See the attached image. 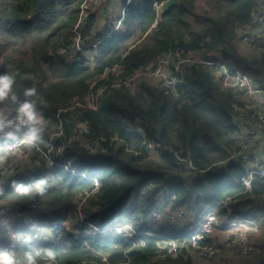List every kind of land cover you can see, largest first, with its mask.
Returning <instances> with one entry per match:
<instances>
[{
  "label": "trees",
  "instance_id": "trees-1",
  "mask_svg": "<svg viewBox=\"0 0 264 264\" xmlns=\"http://www.w3.org/2000/svg\"><path fill=\"white\" fill-rule=\"evenodd\" d=\"M73 1L10 0L2 7L1 40L8 46H24L23 54L28 57L16 67L20 72L12 70L16 74L15 91L22 95L25 87L36 86L38 97L33 99L50 122L46 139L52 145L51 150L41 149L54 157L63 148L64 162L75 170L73 174L59 167H41L16 173L7 180L29 183L50 173L54 181H50L44 199L18 198L8 188L5 202L23 216H29L30 207L35 206L44 212L41 221L52 217L63 224L76 220L74 202L89 194L82 209L84 220L101 227L113 219L130 218L138 231L142 223L145 232L168 234L182 242L190 237L189 232L155 228L144 211L151 195L163 185L170 184L160 207L171 210L185 206L194 217L204 216L202 204L209 199L210 211L216 208L225 212L223 203L227 199L264 195L257 177L245 190L242 168L234 163L220 167L240 149L239 129L231 116L242 103L231 91L218 86L212 71L200 62L212 50L221 48L226 61L250 73L264 89L263 63L248 61L234 45L239 37L237 28L253 24L251 13L260 0H207L209 9L202 13L197 12L195 0H178L164 12L161 6L166 0H121L123 31L107 29L98 36L100 40L92 49L96 52L93 65L83 57L79 61L65 59L70 55L77 15L72 13L65 22L56 20L61 9H67ZM93 21L94 17L89 18L80 39L89 33ZM145 40L146 44H138ZM176 50L183 56H200L197 54L194 64L182 65L175 93L146 79L131 90L111 87L112 75L101 78L113 66L120 67V78L129 77ZM4 71L0 69V73ZM48 74L56 79L46 83ZM94 81L97 83L90 87ZM104 85L108 89L97 97ZM40 97L46 106L39 104ZM90 97L98 98L96 109L88 107ZM80 125H84L82 132H78ZM151 147L157 159L150 158ZM185 157L199 170H208L207 175L179 176V158ZM7 238H0V243ZM142 240L143 244L129 245L111 236L79 239L63 228L60 237L25 245L16 252L19 259L24 251L52 249L58 264H193L186 249L170 256L161 250L157 238L145 235ZM256 248L258 252L257 243Z\"/></svg>",
  "mask_w": 264,
  "mask_h": 264
},
{
  "label": "built area",
  "instance_id": "built-area-1",
  "mask_svg": "<svg viewBox=\"0 0 264 264\" xmlns=\"http://www.w3.org/2000/svg\"><path fill=\"white\" fill-rule=\"evenodd\" d=\"M252 22L254 24H260L264 26V0H260L256 10L251 13ZM262 38L264 40V29L261 35H252L251 33H241L239 37L235 40L234 45L238 49H255L258 43V39ZM223 45L222 48H225ZM198 54V53H197ZM196 53H188L183 56V52L176 50L174 53H165L161 55L156 61L146 66L145 69L136 72L135 74L120 78V67L113 66L109 69L101 78H106L109 75L114 77L113 88H126L135 89L137 83L141 79H146L151 81L152 84L162 87L164 90L170 93H175L177 85L180 82L178 74L182 71L183 64H194L197 62L198 57ZM199 55V54H198ZM203 66L210 69L213 73L214 80L217 85L223 90L231 91L235 97L240 98L244 96L246 101L251 97L260 94L261 105L260 108L251 110L257 119V129L252 132L243 131L240 123L237 122V114H233L231 119L233 123L239 129L240 138V149L232 153L228 159L221 163L220 167L224 168L228 164L234 163L243 169L244 175L241 177V182L245 190L251 188L253 178L257 177L261 180L264 186V141H260L261 138L264 140V89L259 87V85L254 81L252 75L248 72H242L239 70L231 61H226L221 48L217 50H212L208 53L207 58L200 61ZM154 68V74L159 75L163 72L162 78L155 80L150 78L147 74L149 69ZM156 72V73H155ZM97 81L91 83L90 87L94 86ZM108 89V85L102 86L98 92L97 97L104 91ZM97 97H90L88 101V107L91 109H96ZM245 101V103H246ZM241 107V106H240ZM239 110V107H237ZM84 131V125L79 126L78 132ZM257 140V142H255ZM86 151H90L88 145L84 146ZM32 155H29V149L26 146H19L9 150V154L14 156L19 154L21 157H30L35 163L36 160L39 163H35L39 168L44 167L45 169H52L54 167L63 168L68 172L75 174V170L71 167V164L65 163L63 160L64 152L63 148L56 151L55 156L52 157L50 152H44L41 150L37 151L32 149ZM59 154V156H58ZM20 157V161H21ZM57 159V160H56ZM49 160L52 161V166L49 167ZM25 167L24 163L20 166L8 167L4 176V180H7L16 173H22V170H27V173L33 172V168L30 166ZM208 173V170H199L196 168L189 160L188 157L179 158L178 163V174L181 177H204ZM170 184L163 185L154 194L151 195L150 199L147 201L144 211L148 213L147 218L153 221V226L155 228L162 229V227L172 228L174 231L178 232H189L190 237L182 242L171 238L167 235H153L152 233L145 232L143 224H141L140 230L138 231L133 227V221L130 219H113L107 221L101 227L94 223L84 220L82 209L86 205V200L89 194L81 195L75 200V210H76V220L68 221L60 224L58 221L54 220L52 217L48 218V222L42 224L40 221L41 215L44 213L37 209L35 206H31L29 210V216H23L19 212L18 208L10 206L5 202L6 205L13 208L12 215L15 217L14 222L11 224L12 232H26L31 231L33 233V242L40 240L49 241L51 238H58L61 236V230L64 228L70 233L74 234L76 238H82L89 235H101V236H111L115 239H120L127 244H143L142 236H150L158 239V245H161V250L165 251L166 254L170 256L179 255L184 249H186L187 254L191 257V254L195 258H199L204 262H210L215 254L217 253L220 245L214 237V233L217 229H221L223 232H228L231 229L234 232H228L227 238L222 241V246L226 250L230 257H239L247 259L250 255L257 253L256 241L249 230L256 231L257 226L254 219H242L241 217L235 215L230 204L235 202L234 199H227L223 203V208L227 216L229 217L230 224L227 227H223L220 224L219 216L216 211L205 212L202 220H195L193 222L189 219L191 217L185 206L177 207L175 209L161 208L163 202V196H165L169 191ZM149 189L148 187L145 188ZM193 217V216H192ZM192 223H191V222ZM82 224V225H81ZM154 229V228H153ZM8 237L6 241L0 243V247H10L15 244V251L25 245L19 243L17 240L12 239L10 232L7 234H2L0 238ZM221 248V247H220ZM162 255L163 253L160 252Z\"/></svg>",
  "mask_w": 264,
  "mask_h": 264
},
{
  "label": "clouds",
  "instance_id": "clouds-1",
  "mask_svg": "<svg viewBox=\"0 0 264 264\" xmlns=\"http://www.w3.org/2000/svg\"><path fill=\"white\" fill-rule=\"evenodd\" d=\"M15 85L16 74L9 65L6 71L0 73V229L4 230V234L10 232L12 239L19 243L31 245L34 239L31 231H11L15 217L12 215L13 208L5 204L6 189L10 188L12 195L18 198L44 199L54 177L49 173L29 183L15 178L6 181L2 177L8 167L21 165L18 157L9 154L10 149L23 145L29 149V155L33 154L32 149L51 150L52 145L46 139L50 122L38 107L37 100L33 99L38 97L36 86L25 87L21 95L15 91ZM39 104L46 106V101L40 97ZM51 166L52 161L49 160ZM15 247V244L0 247V264H41V261L43 264H58L57 254L52 249L24 251L23 257L18 259Z\"/></svg>",
  "mask_w": 264,
  "mask_h": 264
},
{
  "label": "rangeland",
  "instance_id": "rangeland-1",
  "mask_svg": "<svg viewBox=\"0 0 264 264\" xmlns=\"http://www.w3.org/2000/svg\"><path fill=\"white\" fill-rule=\"evenodd\" d=\"M10 0H0V16L3 14L2 7L8 3ZM122 2L121 0H74L72 4L67 9H61V13L57 16L56 22H65L69 18H71L73 15L72 13H75L77 15V18L75 20V28L73 30V42L69 47L70 55H68L65 59L66 61H72L76 60L79 61V57H83L87 64L92 65L94 57L96 56V52H94L92 49L96 47L97 43L99 42L98 36L102 34L105 29L111 28V27H117L119 18L123 16L122 14ZM195 7L198 13H202L204 10L209 9L207 6V0H195ZM94 17V21L91 25V30L86 35L84 39H80V32L83 31L86 26L88 25L89 18ZM55 22V23H56ZM113 25V26H110ZM122 30L120 27L113 29V30ZM148 41H140L138 44L144 45ZM136 43V44H137ZM13 47H16L17 49H13ZM12 47V43L8 45L5 44L4 40H1L0 38V69H6L9 65H11V70L19 71L16 69L18 64L21 62L25 63L28 61V57H25L23 52L26 50V48L20 44H16ZM148 71V76L150 78H153L155 80H158L159 78H162V75H165L163 72H166L165 69H163V72L159 75L156 73L154 74V68H151ZM20 72V71H19ZM54 76L48 74L47 78H45V82L48 83L50 81H53ZM239 100L243 101L245 103L246 98L244 96H240L238 98ZM155 155L154 153L152 154ZM59 156V154H58ZM13 157H18L20 159V155L17 153ZM22 164L24 163V166L27 167L31 165L32 159L30 157H21ZM35 163H33L30 168H33ZM36 166V165H35ZM39 167H34V171L38 169ZM48 169V168H47ZM22 173H27V170H22ZM212 200L209 199V201L202 204L203 208L206 209V211L209 210V206L211 205ZM201 207L199 206V209ZM196 209L197 211L199 210ZM196 211V212H197ZM189 214H193V211H189ZM191 218H195L194 216ZM190 218V219H191ZM200 220H202V216H198ZM130 221V218H125ZM41 221V220H40ZM48 222V219L44 222H41L42 224H46ZM258 233V232H257ZM3 231L0 230V236H2ZM227 238V237H226ZM225 238V239H226ZM223 241V240H221ZM220 247L213 257V259L210 262H204L200 260L199 258H195L194 255L191 254V259L193 264H215L216 258L219 257H228V259L224 260L222 264H263L264 263V246H258V252L250 255L247 259L239 258V257H230L224 247L222 246V242L219 243ZM220 254L222 256H220ZM219 256V257H218ZM221 259V258H219ZM155 262L152 261L151 264H154Z\"/></svg>",
  "mask_w": 264,
  "mask_h": 264
},
{
  "label": "crops",
  "instance_id": "crops-1",
  "mask_svg": "<svg viewBox=\"0 0 264 264\" xmlns=\"http://www.w3.org/2000/svg\"><path fill=\"white\" fill-rule=\"evenodd\" d=\"M122 7H123V9L121 12L123 14L124 6H122ZM121 18L122 17H120L119 21H117L118 25L116 28L120 27L122 30H119V29H118L119 31L113 30V29H116L115 27H111L110 29L109 28H107V29L110 31H115L117 33L122 32L123 26H122ZM110 26H113V25H110ZM107 29H105V30H107ZM263 29H264L263 25L253 23L251 26L238 27L237 31H238V35H240L241 33L247 32V33H251L252 35L259 36L263 32ZM98 40H100V38ZM237 53L240 56L247 59L248 61H258L260 63H263V65H264V40L262 38L258 39V43H257V46L255 49H252V50H248L245 48L238 49ZM254 81H256V83L259 85V82H260L259 80H254ZM261 98H262V96L260 94H258V95L251 97L250 99H248V101H246V103H244L243 101L240 100V102L242 103V106L239 107V110L237 108L235 109L236 114L238 116L237 122L240 123V126L242 127L241 129L243 131L252 132L253 130L257 129V126H258L257 125V119H256L254 113L249 109L251 108L252 110H254V109L258 110L260 108V105H261V102H260ZM260 141H264L263 138H261ZM255 142H257V140H255ZM153 153L155 154L154 156L152 155ZM150 158L151 159H157V154L155 152L154 147H151V149H150ZM229 206H230L232 212L235 215L241 217L242 219H254L255 220L257 230L256 231L249 230V232L253 235L257 245L263 247L264 246V195H262V196L250 195V196H247L243 199H237L235 202H232ZM211 211H216L218 214L220 213L219 214V216H220L219 220H220V224L223 227H227L230 224V220H229V217L227 216L226 212H219V210L216 208L211 210ZM196 219L200 220L198 217H195L194 221H196ZM190 220L193 222L192 218ZM228 232H234V230L231 229ZM228 232H223L221 229H217L214 233V237H215L216 241H218V242H222L221 240L224 241L228 235ZM220 256H222V255L220 254ZM219 258H221V259H219ZM219 258H216L215 264H222L224 262V260L228 259V257H224V256L219 257Z\"/></svg>",
  "mask_w": 264,
  "mask_h": 264
},
{
  "label": "water",
  "instance_id": "water-1",
  "mask_svg": "<svg viewBox=\"0 0 264 264\" xmlns=\"http://www.w3.org/2000/svg\"><path fill=\"white\" fill-rule=\"evenodd\" d=\"M177 1L178 0H166L161 6V11L164 12L172 6L176 5Z\"/></svg>",
  "mask_w": 264,
  "mask_h": 264
}]
</instances>
